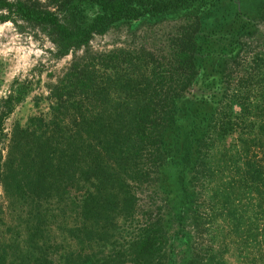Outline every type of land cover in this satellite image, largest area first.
<instances>
[{
	"label": "trees",
	"instance_id": "1",
	"mask_svg": "<svg viewBox=\"0 0 264 264\" xmlns=\"http://www.w3.org/2000/svg\"><path fill=\"white\" fill-rule=\"evenodd\" d=\"M17 19L71 58L8 130L30 87L0 97V264H223L195 244L201 197L234 232L264 214V0H0ZM138 22L165 27L89 45Z\"/></svg>",
	"mask_w": 264,
	"mask_h": 264
},
{
	"label": "rangeland",
	"instance_id": "2",
	"mask_svg": "<svg viewBox=\"0 0 264 264\" xmlns=\"http://www.w3.org/2000/svg\"><path fill=\"white\" fill-rule=\"evenodd\" d=\"M246 1L250 5L255 2ZM148 24L138 22L110 26L102 33L91 35L89 45L97 50L114 46L151 45L152 38L165 26ZM70 58V52L56 56L54 44L39 27L19 19L0 21V97L9 91L15 81H26L30 87L23 100L4 119V130H8L15 118L22 121L34 110L32 97L47 92V84L55 79ZM136 194L141 207L159 204V197L151 187L141 186ZM205 197H201L204 202L199 207L201 221L194 239L196 246L204 248L212 245L214 253H221L223 264H264V214L258 212L254 222H243L238 232H234L232 221L222 223L218 217L211 219ZM13 223V213L5 206L0 189V232Z\"/></svg>",
	"mask_w": 264,
	"mask_h": 264
}]
</instances>
